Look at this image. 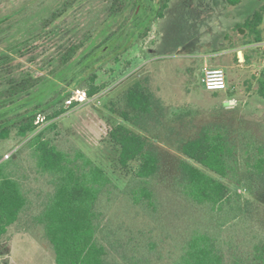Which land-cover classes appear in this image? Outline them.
Here are the masks:
<instances>
[{
  "label": "rangeland",
  "instance_id": "rangeland-1",
  "mask_svg": "<svg viewBox=\"0 0 264 264\" xmlns=\"http://www.w3.org/2000/svg\"><path fill=\"white\" fill-rule=\"evenodd\" d=\"M66 1L0 0V124L35 110L42 126L57 123L47 136L65 150L83 151L108 172L115 185L100 196L98 211L109 262L173 264L200 230L218 239L229 264H249L254 244L264 240V185L257 187L248 166L264 145V98L258 91L264 42L241 45L247 31L238 26L264 0L235 5L228 0H171L162 17L160 0H123V9L114 14L102 0H75L46 25ZM80 41L74 58L61 64L65 46ZM246 49L250 63L244 62ZM206 67L225 70L227 89L206 90L201 82ZM94 74L103 89L83 101L72 99L86 90ZM22 75L42 79L28 92L9 95L10 78ZM139 80L167 112L160 125L147 130L111 110ZM69 100L78 104L46 122L47 113L68 107ZM118 124L144 135L158 152L160 168L149 179L134 176L136 163L119 166L108 134ZM207 126L228 130L239 159V183L224 179L231 197L222 209L193 202L180 186V163L187 158L179 146ZM23 144L15 131L0 142L2 160L19 149L18 173L27 177L30 198L28 210L0 237V264H56L42 227L33 221L52 187L37 173Z\"/></svg>",
  "mask_w": 264,
  "mask_h": 264
},
{
  "label": "trees",
  "instance_id": "trees-1",
  "mask_svg": "<svg viewBox=\"0 0 264 264\" xmlns=\"http://www.w3.org/2000/svg\"><path fill=\"white\" fill-rule=\"evenodd\" d=\"M75 0L66 1L46 19V25L62 16ZM109 13L119 12L124 7L123 0H102ZM171 0H160L158 14L164 16ZM235 5L240 0H228ZM264 2L259 4L238 27L246 29L241 45L264 42ZM2 29L0 28V33ZM82 42L67 44L60 56L61 64L68 63L78 53ZM4 56V55H3ZM244 62H251V54L244 51ZM41 77L22 75L11 77L6 92L11 96L28 92L35 87ZM84 86L88 97L98 94L103 87L95 83ZM259 94L264 98V78L259 79ZM3 91H1L2 93ZM120 106L111 110L124 121L147 130L149 126L160 125L166 117V107L145 81H136L122 96ZM78 101L68 107L53 108L45 116L46 122L58 118L74 108ZM115 104V103H114ZM41 112H46L45 110ZM54 121L41 125L38 112L30 110L19 119H7L0 124V142L16 132L22 147L30 150L37 173L47 177L52 187L43 200L41 210L33 216V221L43 229L44 238L51 247L56 264H115L108 260V246L101 235V214L98 201L103 192L115 185L108 172L87 156L74 148L72 151L60 147L55 138L47 136L54 130ZM110 142L118 151V164L130 168L136 163L133 174L147 180L160 168L158 152L141 133L118 124L109 130ZM179 150L187 159L180 163V186L183 193L199 205L212 209H222L231 197V187L227 182L239 183V159L235 142L225 127H204L195 138L181 142ZM13 157L3 159L0 153V237L15 224L30 205L25 189V175L18 173L19 149ZM251 176L257 187L264 185V145H260L248 163ZM146 197L151 196L144 189ZM173 264H229L218 239L206 231L196 230L175 258ZM242 264V263H240ZM249 264H264V240L255 243Z\"/></svg>",
  "mask_w": 264,
  "mask_h": 264
},
{
  "label": "built area",
  "instance_id": "built-area-1",
  "mask_svg": "<svg viewBox=\"0 0 264 264\" xmlns=\"http://www.w3.org/2000/svg\"><path fill=\"white\" fill-rule=\"evenodd\" d=\"M264 78V71H263ZM201 82L204 87L209 91H217V90H225L227 89V76L226 72L221 67H206L204 69ZM88 97L86 90H78L76 95L72 97V99L76 100H86ZM73 100H69V104ZM13 152L7 154L5 158H9Z\"/></svg>",
  "mask_w": 264,
  "mask_h": 264
},
{
  "label": "water",
  "instance_id": "water-1",
  "mask_svg": "<svg viewBox=\"0 0 264 264\" xmlns=\"http://www.w3.org/2000/svg\"><path fill=\"white\" fill-rule=\"evenodd\" d=\"M241 30L243 31V29H241ZM242 31H241V32H242Z\"/></svg>",
  "mask_w": 264,
  "mask_h": 264
},
{
  "label": "crops",
  "instance_id": "crops-1",
  "mask_svg": "<svg viewBox=\"0 0 264 264\" xmlns=\"http://www.w3.org/2000/svg\"><path fill=\"white\" fill-rule=\"evenodd\" d=\"M207 90V89H206ZM209 91V90H208Z\"/></svg>",
  "mask_w": 264,
  "mask_h": 264
}]
</instances>
